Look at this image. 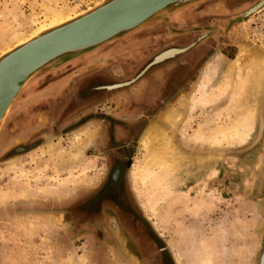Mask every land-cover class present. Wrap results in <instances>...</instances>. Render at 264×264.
Here are the masks:
<instances>
[{"label": "rangeland", "instance_id": "obj_1", "mask_svg": "<svg viewBox=\"0 0 264 264\" xmlns=\"http://www.w3.org/2000/svg\"><path fill=\"white\" fill-rule=\"evenodd\" d=\"M102 1L0 0V56L49 24L51 15L45 12L58 10L66 19ZM259 1L202 2L169 15L171 30L167 22L140 29L58 68H45L30 80L0 133V264H261L264 68L255 128L245 145L214 148L181 136L183 127L195 137L230 123L233 111L254 99L246 87L259 69L253 58L242 56V65L225 73L242 48L248 56L264 57V9L246 22L233 23ZM32 19L35 25L28 23ZM190 46L143 77L151 72V78L121 89L109 87L134 79L155 57L152 64ZM218 54L223 68L192 110ZM94 75L102 76L81 83L82 77ZM240 80L246 85L241 92ZM146 89H159L153 94L156 105L130 121L124 109L132 101L142 102ZM170 107L181 111L174 126L159 119ZM111 115L127 132L130 123L142 121L135 136L119 141L121 145L115 142V151L122 146L127 150L122 219L108 206L87 210L112 177L109 155L100 151L105 119H99ZM156 124L169 134L178 161L163 173L156 169L154 179L142 184L134 168L145 157L144 135ZM78 135L86 144H77L81 152L70 159ZM58 144L67 152L63 159L52 150Z\"/></svg>", "mask_w": 264, "mask_h": 264}, {"label": "water", "instance_id": "obj_2", "mask_svg": "<svg viewBox=\"0 0 264 264\" xmlns=\"http://www.w3.org/2000/svg\"><path fill=\"white\" fill-rule=\"evenodd\" d=\"M208 0H103L93 8L55 27L45 29L0 56V133L22 90L41 70L58 68L150 26L167 22L168 17ZM264 9V0L233 20L246 22ZM190 46L165 63L185 53ZM163 64V63H162ZM149 62L132 80L116 83L115 89L129 87L152 68ZM150 69L144 75L142 71ZM143 75V76H142ZM264 264V253L261 260Z\"/></svg>", "mask_w": 264, "mask_h": 264}, {"label": "bare ground", "instance_id": "obj_3", "mask_svg": "<svg viewBox=\"0 0 264 264\" xmlns=\"http://www.w3.org/2000/svg\"><path fill=\"white\" fill-rule=\"evenodd\" d=\"M178 11H181V10H178ZM46 13H48L47 17L48 15L49 17L51 15V21L47 25L40 26L36 34L41 31H44L45 29L55 27L74 17V16L73 17L70 16L65 19L61 16V13L58 12V10H50L49 12H45V14ZM28 23L30 25H35L36 21L33 19L28 20ZM27 41L28 39L19 41L18 45H21ZM184 50L186 49H179V50L176 49L172 52L165 53L158 59V61L162 62L164 59H167L171 56L173 57L176 54L181 53ZM240 50H241L240 53L232 61V64L230 65V69L228 68L225 74L230 73L232 67L238 66V64L243 63L242 56H247L246 60L247 58L248 59L253 58L252 59L254 60L253 64H255V66L258 67L259 69L258 70L256 69L257 72L255 71L256 72L255 75L252 76L250 80L248 79L249 81L247 82L248 83L247 86L244 84L242 80H240L238 82L237 88L241 92L245 86L248 87L249 91L251 92L250 97H253L254 99L252 100L250 98L246 99L244 106L242 105L243 107H240L236 109L235 111H233L235 118L234 119L231 118L230 123L208 128L207 132L202 131L201 134L197 136L194 135L195 137L188 136L186 133V128L183 127L181 130V136L185 140H190L198 144H205V145H208L214 148H219V147H231L232 148L236 146L245 145L248 142V140L251 138L252 133L254 132V128H255V117H256L255 103H256L257 92L259 91L258 89L260 88L262 75H263L264 57L258 54H254V53H252L251 55L249 54L250 56H248V53H249L247 51L248 49L246 50L245 48H242ZM220 55L218 58L216 57V59L214 60L215 62L208 69L207 77L209 80L206 83L201 85L200 88L202 89V93L200 95V100L196 101L195 99L196 102L195 103L193 102V104L191 105L192 110H194V108H196L198 105L201 104V102H203V98H205L208 95L209 87L213 84L212 79L216 78L218 71H220L223 68V59L222 57H220ZM180 117H181V111L178 108L170 107L169 109H165L164 111L161 112L159 119L163 120V122L167 123L168 125L174 126L176 123L179 122ZM83 141L84 140L82 138V135L81 136L78 135L74 137L73 145L77 149L76 150L73 149L75 150L74 154H69L70 159H76L79 156V153L81 152V149H82L81 148L79 150V147H82L81 143H84ZM77 144H80L78 145L79 147H77ZM85 144L86 143L82 145H85ZM171 144H172V140L165 129H161V127L157 126V124L156 126L152 125L148 129V131L146 132L142 140V145H143L142 147L145 151V157L134 168V172L136 173L137 177L140 179L142 184H147L149 181L154 179L156 169H161V171L163 170L165 172L174 167L175 163L178 160L174 154L172 155V153L175 152V150L171 147ZM52 150H54L55 155H57V157L61 159H63L65 155L67 154V152L62 147H60L59 144L55 147V149L53 148ZM11 168H13L16 171L18 170L19 167L10 166L9 169ZM163 171L161 173H163ZM18 173L20 177L22 178L26 177V174L24 173L23 168H21L20 172ZM168 186L169 185H167L166 187L168 188ZM55 190L57 189L55 188Z\"/></svg>", "mask_w": 264, "mask_h": 264}, {"label": "flooded vegetation", "instance_id": "obj_4", "mask_svg": "<svg viewBox=\"0 0 264 264\" xmlns=\"http://www.w3.org/2000/svg\"><path fill=\"white\" fill-rule=\"evenodd\" d=\"M187 14L189 16H191L192 13H187ZM182 16L183 15H181V17ZM181 17H179V19H181ZM172 18L174 20L176 17L173 16ZM157 57H155L152 62H154V60ZM92 58H94V57H90L88 59H83L84 60L83 62L91 61ZM97 60L98 59L96 58V61ZM158 64H160V62L156 63V64H152L150 67L156 66ZM149 70L150 69H147V71L143 70V73L145 74ZM101 76L102 75H94L91 77H85L84 76V77H82L84 79L82 80L81 83L87 84L91 79L101 77ZM146 77L151 78V72ZM146 77L143 79H146ZM108 86L109 85H107L106 87H108ZM109 87L115 89V85L109 86ZM150 87H148V88H150ZM106 89H110V88H106ZM156 93L157 94L159 93V89H154V91H151V89H146V92L142 93V96L140 97L141 98L140 100H143V101L139 102V103H136V101H132L131 103H129L128 107H126V109H124V114L128 115L130 117V121H132L133 118L139 117L140 115H142V112L145 110V108H147L148 105L151 106L154 103V101H152L153 98L155 97V96L153 97V94H156ZM133 100H135V99H133ZM155 105H156V103H155ZM155 105H152V106L154 107ZM99 119L100 120L105 119V123H104L105 128H104L103 133H102V138H103V141L105 143H103V145L101 146L100 151H101L102 155H104V154L109 155L112 177L110 178V181L107 182L106 185L98 193L97 198L94 201V203H92L90 206H88L89 208L87 210L93 212L95 208L100 207L99 209H102L101 207L108 206L109 208L116 211L115 213L118 214L119 219H122L121 214H120L121 212L119 211L120 209L122 211V208L120 206L123 205L121 203L123 201V198H122V189L123 188L121 186V175L124 171L123 164L125 161V154L127 153V150L124 149V148H126L125 146H122V147L117 148L118 150L115 151V147H116L115 142L119 143V141H126V140L130 139V137L135 136L141 130L142 121H141V123H137V124H131L130 123L131 127L129 128L130 130H128V132H127V131L123 130L124 125L122 123L115 121V115L101 117ZM119 144L121 145L122 143H119ZM93 205H95V206H93Z\"/></svg>", "mask_w": 264, "mask_h": 264}]
</instances>
